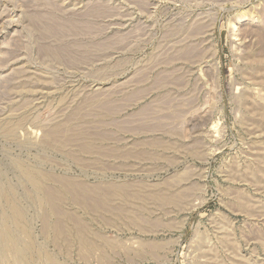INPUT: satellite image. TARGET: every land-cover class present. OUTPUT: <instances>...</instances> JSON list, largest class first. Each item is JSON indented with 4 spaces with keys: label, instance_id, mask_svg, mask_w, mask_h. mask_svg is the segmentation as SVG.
I'll return each instance as SVG.
<instances>
[{
    "label": "rangeland",
    "instance_id": "rangeland-1",
    "mask_svg": "<svg viewBox=\"0 0 264 264\" xmlns=\"http://www.w3.org/2000/svg\"><path fill=\"white\" fill-rule=\"evenodd\" d=\"M0 264H264V0H0Z\"/></svg>",
    "mask_w": 264,
    "mask_h": 264
},
{
    "label": "bare ground",
    "instance_id": "bare-ground-1",
    "mask_svg": "<svg viewBox=\"0 0 264 264\" xmlns=\"http://www.w3.org/2000/svg\"><path fill=\"white\" fill-rule=\"evenodd\" d=\"M117 157V156H116ZM27 172V171H26ZM23 173V172H22ZM28 173V172H27ZM28 177L30 176L31 177V181L38 187V183H39V181L37 180V179H35V177H34V175L31 173V172H29L28 174ZM41 184V183H40ZM44 186V185H43ZM45 189V188H44ZM48 192V191H47ZM158 192V191H157ZM77 193V192H76ZM186 196V195H185ZM5 198V197H4ZM56 205V204H55ZM13 208V207H12ZM17 210V209H16ZM17 212H18V210H17ZM17 214V213H16ZM20 214V213H19ZM61 214V213H60ZM20 216V215H19ZM47 221V220H46ZM9 230V229H8ZM7 230V231H8ZM5 231V230H4ZM78 231V230H77ZM10 232V231H9ZM99 235V234H98ZM6 236H9V235H6ZM86 237V236H85ZM9 238V237H8ZM2 239V238H1ZM15 244V243H14Z\"/></svg>",
    "mask_w": 264,
    "mask_h": 264
}]
</instances>
